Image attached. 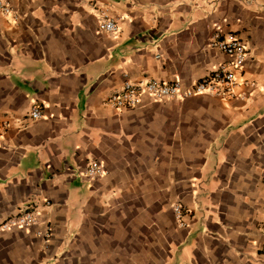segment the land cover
I'll list each match as a JSON object with an SVG mask.
<instances>
[{
    "label": "crops",
    "instance_id": "crops-1",
    "mask_svg": "<svg viewBox=\"0 0 264 264\" xmlns=\"http://www.w3.org/2000/svg\"><path fill=\"white\" fill-rule=\"evenodd\" d=\"M0 14V264H264V0H13ZM101 13L116 24L100 31ZM247 49L237 97L116 110ZM159 56V58H156ZM38 105L42 117L27 123ZM26 123L19 128L20 123ZM98 163L104 173L89 178ZM181 206L180 219L174 211ZM32 211L28 228L2 229Z\"/></svg>",
    "mask_w": 264,
    "mask_h": 264
},
{
    "label": "built area",
    "instance_id": "built-area-1",
    "mask_svg": "<svg viewBox=\"0 0 264 264\" xmlns=\"http://www.w3.org/2000/svg\"><path fill=\"white\" fill-rule=\"evenodd\" d=\"M13 0H0V14L13 17ZM102 22L100 31L114 33L117 30L114 21L101 13ZM15 20L16 17L14 16ZM209 47L218 50L227 57L209 75L199 79L189 86H183L180 81L165 83L156 79H145L134 82L125 79L120 89L112 92L106 99L107 105L116 110H131L143 103L144 97L153 101L164 100H185L199 96H211L217 99L228 101L237 97L235 89L239 86L252 87L253 84L247 80H240L238 74L241 72L247 59V49L244 43L232 35L215 33L209 42ZM156 58H159L157 56ZM42 117L38 105H33L26 115L27 123L34 122ZM10 119H3L0 122V138L11 126ZM26 123L21 122L19 128L25 127ZM104 171L98 163H91L86 175L89 178H96L103 175ZM177 218L180 219L182 208L179 205L174 207ZM35 215L32 211L23 210L9 217L1 225L2 229L11 227L28 228L35 223ZM264 252V243L262 245Z\"/></svg>",
    "mask_w": 264,
    "mask_h": 264
}]
</instances>
